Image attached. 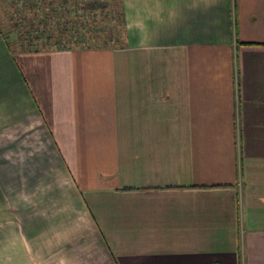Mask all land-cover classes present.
Here are the masks:
<instances>
[{"label": "crops", "instance_id": "crops-1", "mask_svg": "<svg viewBox=\"0 0 264 264\" xmlns=\"http://www.w3.org/2000/svg\"><path fill=\"white\" fill-rule=\"evenodd\" d=\"M122 21L61 49L0 27V264H264V0Z\"/></svg>", "mask_w": 264, "mask_h": 264}, {"label": "rangeland", "instance_id": "rangeland-1", "mask_svg": "<svg viewBox=\"0 0 264 264\" xmlns=\"http://www.w3.org/2000/svg\"><path fill=\"white\" fill-rule=\"evenodd\" d=\"M74 1L0 0V27L17 48L29 40L36 49L122 44V0H76L81 9L70 11Z\"/></svg>", "mask_w": 264, "mask_h": 264}, {"label": "trees", "instance_id": "trees-1", "mask_svg": "<svg viewBox=\"0 0 264 264\" xmlns=\"http://www.w3.org/2000/svg\"><path fill=\"white\" fill-rule=\"evenodd\" d=\"M65 2H66V0H65ZM64 2V3H65ZM60 3H63V1H60ZM66 4V3H65ZM72 7H74V8H76V9H74V10H80L81 8L80 7H78V5H77V2H76V0L73 2V3H71L70 4V11L72 10ZM53 11H54V9H53ZM65 11H66V7H63L62 6V8L60 9V12H64L65 13ZM68 11V10H67ZM37 42V41H36ZM36 44L37 43H35V42H32L31 40H29V41H25L24 43H19V45H21L23 48L25 47V49H36ZM21 47V48H22ZM41 48V47H40ZM38 49V48H37Z\"/></svg>", "mask_w": 264, "mask_h": 264}]
</instances>
